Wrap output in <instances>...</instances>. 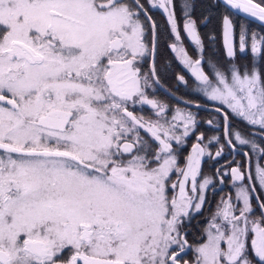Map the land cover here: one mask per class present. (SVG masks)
I'll list each match as a JSON object with an SVG mask.
<instances>
[{
	"label": "snow or ice",
	"instance_id": "6c2138e0",
	"mask_svg": "<svg viewBox=\"0 0 264 264\" xmlns=\"http://www.w3.org/2000/svg\"><path fill=\"white\" fill-rule=\"evenodd\" d=\"M198 7L0 0V264H264V0Z\"/></svg>",
	"mask_w": 264,
	"mask_h": 264
},
{
	"label": "trees",
	"instance_id": "16d2710c",
	"mask_svg": "<svg viewBox=\"0 0 264 264\" xmlns=\"http://www.w3.org/2000/svg\"><path fill=\"white\" fill-rule=\"evenodd\" d=\"M197 2H198L197 4L199 5V7L196 9L198 14L208 13L211 17H213L211 19L210 24H208L209 25L208 28L211 27V28L217 29L218 24H219V19H218L219 13L215 12V11L209 12V10L207 8L208 0H198ZM155 18L161 22L163 21V17H161L158 13L155 15ZM215 33H218V31H216ZM161 53H162L160 56L161 69L164 70L166 72V76L169 77L166 86L167 87L169 85L174 86V84H173L174 81L170 79L171 73L173 72V70L171 69V65L168 67L169 63L167 61V59L172 60V54L163 48L161 49ZM201 130L205 131L206 135H212L213 134V132L208 130L207 126H202Z\"/></svg>",
	"mask_w": 264,
	"mask_h": 264
},
{
	"label": "rangeland",
	"instance_id": "374dc122",
	"mask_svg": "<svg viewBox=\"0 0 264 264\" xmlns=\"http://www.w3.org/2000/svg\"><path fill=\"white\" fill-rule=\"evenodd\" d=\"M198 0H195V2L197 3ZM172 54V53H171ZM194 230V229H193Z\"/></svg>",
	"mask_w": 264,
	"mask_h": 264
},
{
	"label": "flooded vegetation",
	"instance_id": "af4514ba",
	"mask_svg": "<svg viewBox=\"0 0 264 264\" xmlns=\"http://www.w3.org/2000/svg\"><path fill=\"white\" fill-rule=\"evenodd\" d=\"M217 46L219 47V44H217ZM195 223V222H194Z\"/></svg>",
	"mask_w": 264,
	"mask_h": 264
}]
</instances>
